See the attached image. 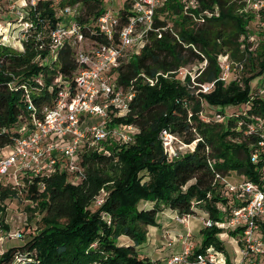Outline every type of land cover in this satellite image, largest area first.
I'll return each instance as SVG.
<instances>
[{
  "label": "trees",
  "instance_id": "trees-1",
  "mask_svg": "<svg viewBox=\"0 0 264 264\" xmlns=\"http://www.w3.org/2000/svg\"><path fill=\"white\" fill-rule=\"evenodd\" d=\"M55 1L58 10L77 5L73 20L87 40L108 42L96 25L108 7L103 0ZM53 2L37 0L35 5L27 6L26 19L31 20L32 26L26 31L22 50L0 43V147L12 143L31 125L29 105L38 108L47 102L58 87V78L70 81L78 67L77 46L72 39L52 46L49 33L60 17ZM133 2L125 0L118 8L114 37L132 15ZM199 3L194 14L217 8L218 15L194 16L184 12L181 0H168L154 17V30L148 32L142 52L117 67L119 85L125 88L133 80L135 96L123 120L137 128L134 142L129 146L115 138L99 142L97 150L83 155L82 177L76 184L68 180L69 175L63 170L43 176L38 234L19 246L7 248L0 256V264H11L17 250L29 253L32 264H155L148 257H140L137 248L146 241L147 226L156 225V216L163 207L173 211L175 217L198 215V209H202L212 220H219L220 206L229 208L230 199L219 188L220 177L234 172L242 179L258 182L264 172V146H258L264 133L255 125L261 122L254 121L251 115L264 117V97L253 93L251 80L264 74V39L251 49L249 34L253 33L255 15L242 9L241 0ZM259 16L264 19V7ZM221 54L237 58L242 64L248 62L249 71L253 72L240 77L243 86L218 79L222 74L218 63ZM48 59L50 64H45ZM204 59L206 66L195 82L218 80L211 91L199 93V85L177 70L197 63L198 72L199 62ZM141 72L144 76L139 75ZM37 78L42 82H36ZM146 78L155 79L154 84L150 85ZM25 84L31 86L27 102L22 100ZM199 102L208 110H212L210 103H246L247 107L242 114L234 111L227 116L216 108L206 120L200 114ZM217 113L224 118L216 121L212 116ZM234 114L242 118L241 125ZM251 124L254 129L245 132ZM162 129L192 148L167 156L159 140ZM255 150H259V157L252 162L250 157ZM116 159L124 166L115 177L107 171L114 169ZM103 186L107 188L103 202L91 207ZM16 188L15 184H0V220L1 201L11 191L15 197ZM142 201L147 204L139 208ZM200 231L202 241L193 254L210 246L223 250L216 237L221 231L218 226L204 225ZM122 236L127 242L118 243ZM223 264L232 263L227 260Z\"/></svg>",
  "mask_w": 264,
  "mask_h": 264
},
{
  "label": "built area",
  "instance_id": "built-area-1",
  "mask_svg": "<svg viewBox=\"0 0 264 264\" xmlns=\"http://www.w3.org/2000/svg\"><path fill=\"white\" fill-rule=\"evenodd\" d=\"M36 1L27 0L25 6H33ZM103 1L105 4L112 2V0ZM167 1L134 0L131 6L133 13L119 27L117 37H114V33L118 25L119 10H113L108 6L96 23L98 30L108 38L107 43H92L82 35L80 27L73 20L75 7L65 6L60 10L59 20L49 33L52 46L55 48L64 40L72 39L73 44L77 46L75 60L78 67L70 81L58 78V87L47 102L38 108L32 104L29 105L31 125L24 129L12 143L0 147V184L11 183L23 187L25 182L39 179L38 182L42 188L44 183L41 178L58 170L65 171L69 175L68 180L76 184L82 177L83 155L81 152L84 146L91 144L97 150L99 142L106 141L108 138H115L117 141L120 139L123 143H127L133 137L132 133H135L137 128L132 124L124 121L123 129L120 126L114 127L113 124L116 118L128 111L135 96L133 80L125 88L119 85L117 67L129 62L135 46L145 45L148 32L154 30L153 19ZM252 1V8L249 11L259 16L260 10L264 7V0ZM181 2L184 12L194 16L218 15L217 8L214 11L204 9L194 14L193 10H197L200 6L199 0H181ZM20 15L21 19L28 17H24V13ZM261 22V26L264 27V19H261ZM21 25L24 26L21 31L25 38L26 31L32 24L25 20ZM220 56H223L225 61L218 59L222 68V74L218 79L226 81L230 62L226 54H221L218 58ZM206 63V59L199 62L198 72L195 67L193 70L189 69L190 65L177 70L181 75L190 76L191 81L199 85L197 90L199 93L211 91L218 80L207 84L195 82ZM139 75L144 76V73L141 72ZM146 81L153 85L155 79L146 78ZM36 82L41 83V78H37ZM256 92L261 94L258 90ZM200 114L206 120L210 117L203 112ZM212 117L220 121L224 115L217 113ZM256 122H261L255 124L259 127L264 123L263 120H256ZM252 125H247L245 132L252 131L254 129ZM261 128L264 133V127ZM159 140L161 144L170 141L174 145L179 143L192 148L191 144L183 143L167 129L161 130ZM258 144L259 147H263L264 139ZM9 147L11 149L7 150ZM185 149L187 148H175L169 156ZM5 150L7 151L3 154L2 151ZM164 151L166 152V149ZM57 152L64 159L62 164L58 163ZM258 157L259 150H255L250 158L252 162H256ZM72 175L75 177H71ZM218 182L224 195L230 198L229 208L220 206L221 219L219 220H212L205 216L204 225L218 226L222 230L220 232L227 230L236 233L233 237L238 243L239 257L230 261L232 264H261L264 261V172L259 175L258 182L242 178L233 181L231 175L220 177ZM102 202L103 197L96 200L97 204ZM188 216L176 217V219L186 223ZM23 237L24 234L17 230L9 231L1 238L11 240L23 239ZM179 240L181 241L180 251L174 252L155 264L225 263L219 259L220 250L215 248L211 251L208 247L204 252L193 254L197 244L190 241L188 232L180 235ZM31 260L29 253L24 254L17 250L11 264H32Z\"/></svg>",
  "mask_w": 264,
  "mask_h": 264
},
{
  "label": "rangeland",
  "instance_id": "rangeland-1",
  "mask_svg": "<svg viewBox=\"0 0 264 264\" xmlns=\"http://www.w3.org/2000/svg\"><path fill=\"white\" fill-rule=\"evenodd\" d=\"M125 0H112V2H106V5L109 6L113 10H117L120 6L123 5V2ZM27 0H0V43L12 46L13 48L17 50H22V42H23V32L21 31L23 29V25L21 23L25 20L30 22V19L23 18L21 19L22 13H24V17H27L28 9L27 6H25ZM243 3L242 9L245 10V12H250L252 8L251 2L252 0H241ZM54 8L55 12L58 15H60V10H58V6L56 5V1L54 0ZM105 4V2H104ZM79 6V5H78ZM76 9L77 5L74 6ZM164 9V8H163ZM25 11V12H24ZM27 13V14H26ZM26 15V16H25ZM9 23V24H8ZM261 18L260 16H255L252 20V32L249 34V40L253 39L251 42V49H253L256 44L264 39V27L261 26ZM262 29V30H261ZM242 46L239 47V50ZM144 48L143 44H139L134 47L132 55H138L142 52V49ZM221 61H225V58L223 56H220L218 58ZM257 59V57H256ZM257 61V60H255ZM51 59H48L45 61V64H50ZM229 63V73L228 77L226 78L227 84L230 82H236L239 83L240 86H243L242 80H240V77L247 75L248 73H252L253 71H249L248 62L245 61V64L243 62L240 63L237 58H228ZM256 64V62H255ZM197 63L190 65L188 67L189 69L193 70V67H195ZM254 69H256L254 67ZM251 86L254 90L253 93H256V90L262 94V97H264V74L256 75L251 80ZM257 88V89H256ZM25 93L22 94V100L24 102H27V94L29 91H31L30 85H24ZM255 96V95H254ZM212 106V110H208L207 106L205 104H201L199 102V106L201 108V113L208 114L209 112H213L216 108H219L223 110V114L225 116L232 114L234 111L237 114H242L246 111L247 104L246 103H238V104H226V105H215L213 103H210ZM233 115L234 119L237 121L238 124H242L241 120L242 118L238 115ZM120 116L116 118L113 122L114 127H122L124 122V116ZM258 117V118H256ZM251 118L253 120H263L264 117L262 115H251ZM261 127H264V123L261 124ZM134 136V132L132 133ZM118 142L123 143L120 139H118ZM134 142L133 137L127 141V143H123L125 146H129ZM168 143L162 144L164 149H166V155L169 156L173 153L175 148H188L184 145H181L179 143H176V145L172 144V142L167 141ZM9 147L7 150H10ZM2 151L3 154L6 153V151ZM96 148L93 147L91 144L89 146H84L82 149L81 154L84 155L88 153L89 151H95ZM56 158L58 159V163H63V157L57 152ZM113 168L115 169L116 173L112 171H107V174L110 176H118L121 172L124 164L119 160L116 159L113 162ZM71 177H75V175H72ZM241 176H238L234 172L231 174V180L236 181ZM192 182V181H191ZM45 186L42 188L40 187V183L35 180H32L30 182H25L23 184V187L20 186L16 188L17 191L15 194V197L11 196L12 191L10 192V195L2 200V213H1V220H0V256L5 253V250L12 246H19L23 242H26L30 237L33 235L38 234V228L40 224V217H41V210L38 206V199L41 197V193L43 192ZM106 186H103L100 188L99 193L95 196L94 201L91 204V207L97 205L96 200L100 199L101 197L106 194ZM147 202H140L138 204V207H144L146 206ZM163 207V205H161ZM163 214L158 213L156 216V225H148L147 226V233H146V241L142 243L137 249L140 257H148L152 261H160L164 259L167 256H170L174 253L176 250V246L179 244V247L181 245V241L178 239L180 234L185 235L187 232L190 234V241L196 243L199 245L202 241V233L201 229L204 227V218L207 212L205 210L199 209L198 215H191L188 216L187 222L183 223L176 219V215L172 214L170 215L168 212V209L166 207H163ZM166 216H165V214ZM20 230L24 237L23 239H11V240H3L1 237H4V235L9 231H17ZM221 230V229H220ZM179 232V235L175 232ZM222 231V230H221ZM168 233V234H167ZM167 236H165V235ZM233 235L236 236L235 232H229L227 230H223V232H217L216 237L222 242L223 244V250L219 251V259L226 262L227 260L233 261L234 259H237L239 257V247L236 239L233 237ZM178 237V238H177ZM177 239V240H176ZM127 242L126 237H119L117 242ZM211 251H214V247L210 246L208 248ZM216 249V248H215ZM218 250V249H217ZM169 252H173L170 253ZM218 258V257H217ZM261 264H264V261L261 262Z\"/></svg>",
  "mask_w": 264,
  "mask_h": 264
},
{
  "label": "crops",
  "instance_id": "crops-1",
  "mask_svg": "<svg viewBox=\"0 0 264 264\" xmlns=\"http://www.w3.org/2000/svg\"><path fill=\"white\" fill-rule=\"evenodd\" d=\"M198 210H199V209H198ZM163 212H164V211L162 210V211L160 212V214H163ZM168 212H169L170 215L175 214L173 211H171V210H169V209H168ZM164 214H165V213H164ZM198 214H199V213H198ZM165 216H166V214H165ZM205 216H206V215H205ZM200 229H201V228H200ZM175 233H177V235H179V232L176 231ZM167 234H168V233H167ZM164 235H165V234H164ZM180 235H181V234H180ZM165 236H167V235H165ZM177 238H178V237H177ZM178 239H179V238H178ZM176 240H177V239H176ZM175 248H176V250L178 249V251H180L181 245H180V247H179V244H178ZM178 251H174V252H178ZM170 253H173V252H169V254H170Z\"/></svg>",
  "mask_w": 264,
  "mask_h": 264
}]
</instances>
